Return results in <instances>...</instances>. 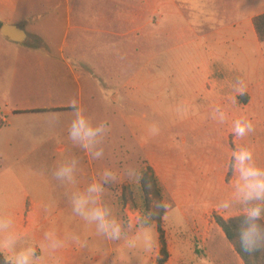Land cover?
<instances>
[{
  "label": "rangeland",
  "instance_id": "rangeland-1",
  "mask_svg": "<svg viewBox=\"0 0 264 264\" xmlns=\"http://www.w3.org/2000/svg\"><path fill=\"white\" fill-rule=\"evenodd\" d=\"M115 10L113 0H0V24L17 25L29 35L26 43L15 44L0 33V172L37 173L36 179L45 177L57 189L54 197H64L65 186L52 171L65 159H79L77 174L86 175V185L94 173L110 168L119 173L112 187V201L117 203L113 211L127 221L148 211L155 200H146L141 183L152 167L162 198L175 210L163 219L170 253L167 264H199L202 257L212 264H240L216 223L217 218H230L216 209L221 199V161H211L216 153L222 154V146L235 148L236 139L230 131L228 144L224 131L212 124L211 113L186 105L189 86L183 83L182 92L177 91L176 82L168 79L170 68L167 74L161 71L156 47L140 50L132 48L125 35L116 38ZM139 71L144 82L131 98L125 85ZM5 88L7 97L2 95ZM72 99L93 122L109 123L103 158L92 159L68 139ZM48 113L58 114L55 126L49 125ZM153 123L160 129L156 136L149 131ZM127 167L137 169V180L123 174ZM174 197L184 203L183 210L176 207ZM206 209L211 210L198 216ZM61 212H69L71 227L84 233L87 264L96 255L103 257L97 264H109V259L112 264H158L161 258L154 219L151 250H129L123 242L98 236L94 226L72 210L57 214Z\"/></svg>",
  "mask_w": 264,
  "mask_h": 264
},
{
  "label": "crops",
  "instance_id": "crops-1",
  "mask_svg": "<svg viewBox=\"0 0 264 264\" xmlns=\"http://www.w3.org/2000/svg\"><path fill=\"white\" fill-rule=\"evenodd\" d=\"M113 3L116 7L113 16L116 38L123 34L132 48L140 50L156 47L164 67L161 71L167 74V67L170 68L168 79L176 82L177 91L182 92L180 86L183 83L189 86L191 98L186 105L205 108L207 113L216 106L227 110L226 123L212 120V124L215 129L224 131L222 137L228 144L232 120L246 116L252 121L257 132L252 138L249 134L243 140H235L234 146L251 147L257 163L264 166V43L254 24L257 17L264 15V0H113ZM143 74L139 71L127 81L125 89L129 97L140 92ZM164 77L163 81L167 79ZM237 78L247 83L244 95L237 96L233 92L232 85ZM232 150L230 144L222 146V154L216 153L217 158H211V161H221L218 174L220 203L231 194L227 163ZM38 176L20 170L1 171L0 207L12 214L17 226L30 232L37 241L43 231L52 226L61 234L65 230L80 234L69 224V212L57 214L71 210L67 197H54L57 189L54 190L45 177L40 181L36 179ZM98 176L94 173L92 179H98ZM76 179V187L87 186L85 174H77ZM115 186H108L104 195L105 202L113 210L117 206L112 201V187ZM69 190L65 186L62 194ZM174 198L176 207L183 210L184 203L178 197ZM46 204L53 206L50 214L44 211ZM216 209L226 218L242 216L239 206L229 210ZM210 210L194 212L199 211L198 216H202ZM80 235L86 238L84 233ZM62 255L64 264H87L89 261L86 247H69ZM102 259L96 255L89 264L101 263ZM108 263L112 264L111 259ZM240 264H243L241 259Z\"/></svg>",
  "mask_w": 264,
  "mask_h": 264
},
{
  "label": "clouds",
  "instance_id": "clouds-1",
  "mask_svg": "<svg viewBox=\"0 0 264 264\" xmlns=\"http://www.w3.org/2000/svg\"><path fill=\"white\" fill-rule=\"evenodd\" d=\"M233 92L244 95L247 83L237 78L232 85ZM2 95L7 97L8 90ZM233 100L235 97L232 98ZM72 119L67 128L68 139L92 159L104 156V142L110 132L107 121L93 120L85 114L75 99L69 102ZM179 111V109H178ZM48 123L55 126L58 122L57 113H48ZM211 119L219 124L228 121L226 109L216 106L211 111ZM150 134L156 136L160 129L156 123L149 127ZM255 131L254 125L246 116H240L231 122V133L236 140H243ZM80 161L76 157L65 159L52 171L53 177L61 185L69 187L65 195L71 206L72 213L81 218L87 225L94 226L95 233L108 241L123 242L129 250L143 249L150 251L154 239L151 220L160 217L168 220L175 211L167 199H156L151 208L127 221L117 218L113 208L105 202L104 195L108 186H115L119 173L105 168L85 188L76 187V174ZM227 169L231 173L229 198L218 205L221 209L229 210L233 206L241 209L242 220L238 227V240L245 252L253 254L264 250V166L257 163L251 147L237 145L230 153ZM123 174L135 181L139 173L134 167H127ZM52 205H44V211L50 214ZM88 241L80 234L65 230L63 234L55 227L43 231L37 241L30 232L20 229L12 214L0 207V259L2 264H64L63 251L69 247L85 248ZM199 264H212L207 258H200Z\"/></svg>",
  "mask_w": 264,
  "mask_h": 264
},
{
  "label": "trees",
  "instance_id": "trees-1",
  "mask_svg": "<svg viewBox=\"0 0 264 264\" xmlns=\"http://www.w3.org/2000/svg\"><path fill=\"white\" fill-rule=\"evenodd\" d=\"M254 24L260 41L264 43V15L257 17L254 20ZM0 27H2L1 24ZM141 183L145 198L149 203L151 202L152 198L155 200L162 198L160 183L152 167H148ZM153 219L157 225V232L159 234V243L161 247V258L159 259L158 264H167L170 259V253L164 230V221L160 217H154ZM241 220L242 216L233 217L228 220L217 218L216 223L223 231L228 242L234 247L235 252L243 261V264H264V250L249 254L248 252H245L241 249L238 240V227L241 223ZM0 264H2V259H0Z\"/></svg>",
  "mask_w": 264,
  "mask_h": 264
},
{
  "label": "water",
  "instance_id": "water-1",
  "mask_svg": "<svg viewBox=\"0 0 264 264\" xmlns=\"http://www.w3.org/2000/svg\"><path fill=\"white\" fill-rule=\"evenodd\" d=\"M1 35L16 44H23L28 41V33L17 25L4 24L0 29Z\"/></svg>",
  "mask_w": 264,
  "mask_h": 264
}]
</instances>
